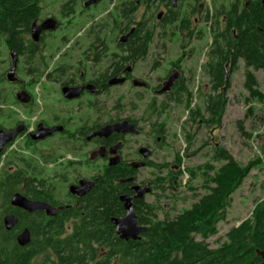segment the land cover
<instances>
[{
	"label": "flooded vegetation",
	"instance_id": "obj_1",
	"mask_svg": "<svg viewBox=\"0 0 264 264\" xmlns=\"http://www.w3.org/2000/svg\"><path fill=\"white\" fill-rule=\"evenodd\" d=\"M213 1L211 7L204 0H51L46 4L49 11L45 10L44 0L39 1L40 15L35 22L39 25L53 18L56 27L42 31L38 41L31 39L30 30L26 39L33 42V47L27 45L23 55L16 54L17 66L19 59L22 61L24 77L16 75L18 80L9 82L3 76L12 84L9 95L16 102L7 104L6 92L0 90V129L16 131L0 149V184L9 176H15L17 181L8 192L0 188L1 254L23 249L34 254L29 264H44L45 252L51 254L49 248H42L46 233L59 232L62 223L61 234H52L53 237L74 234L83 218L91 215L90 210L86 214V209L94 206L93 196L110 172L122 176L117 180L119 196H130L136 221L140 213L146 215L149 211L151 217L157 215L155 201H147L146 196L156 190L157 177H161L156 175H161L165 167L177 169L175 156L166 162L158 160L157 155V150L171 148L173 141L164 118L165 107L173 96L190 93L188 84L194 66L187 63L196 56L193 50L183 51L163 62L149 54L152 42L175 34L187 37V42L201 41L205 36L201 24H205L212 38L211 31L223 29L228 13L239 15L254 3H264L226 0L225 6L220 5V0ZM142 31L149 32V41L141 39ZM212 41L213 38L210 46ZM180 47L186 46L181 43ZM207 52L197 71L206 77L203 66L211 60ZM147 58L148 71L143 66ZM236 69L231 71L225 65V77ZM156 71L160 73L150 76ZM170 76L174 80L169 89L160 92ZM206 86L208 90L209 83ZM64 89H70L68 96ZM20 91L28 95V102L17 100ZM190 115L187 111L186 122H191ZM115 124L119 125L117 131L96 134ZM202 126L199 121L190 130L192 140ZM39 129L40 137H36ZM45 129L52 131L41 135ZM180 169L184 171L185 167L181 165ZM143 171L147 175L140 177ZM88 183L92 186L83 195L71 191L82 184L89 186ZM146 183L150 191L140 200L133 187L143 188ZM16 193L48 205L54 214L46 209L27 211L12 205ZM190 195L188 205L196 199L194 192ZM119 196L120 216L112 217L111 224L112 219L122 218L126 212ZM171 205L163 204L164 217L178 215L180 210ZM169 209L172 214H167ZM8 215L17 219L10 229L4 225ZM104 222L97 221V230L103 236ZM113 228L110 237L114 242L115 237L120 242L132 241L121 239L114 225ZM24 231L29 240L21 246L17 238ZM106 251L99 247L97 256L86 264H99ZM115 263L113 259L110 264Z\"/></svg>",
	"mask_w": 264,
	"mask_h": 264
},
{
	"label": "trees",
	"instance_id": "obj_2",
	"mask_svg": "<svg viewBox=\"0 0 264 264\" xmlns=\"http://www.w3.org/2000/svg\"><path fill=\"white\" fill-rule=\"evenodd\" d=\"M39 1L0 0V36L8 49L17 55H23L27 45H34L26 36L40 15ZM211 33L213 41L207 52L211 60L203 66L209 77V89L201 94V106L190 107V98L184 104V94L173 96L171 100L184 104L183 107L191 114V125L198 126L200 121L206 127H219L228 103L230 85L229 78L225 77V65L233 71L242 61L243 88L248 93L246 103L250 100L264 102V94L259 91L254 74L257 70H264V3H254L239 15L228 13L223 29H215ZM141 39L149 41V32L142 31ZM242 123V120L237 122L238 128L249 137ZM185 141L186 148H190L192 139L189 132ZM207 144L203 142L202 145ZM183 158V154L177 153L173 161L177 169L165 167L161 175H156L161 177H157L155 188L172 193L187 188L196 196L189 207L181 209L175 217L162 219L156 214L151 217L149 211L146 215L137 214L138 224L145 227L140 239L120 242L115 237L114 242L110 237L114 232L110 219L120 216V184L117 180L122 176L110 172L104 177L105 181L100 182L99 192L93 196L94 206L86 209V214L90 210L91 215L83 218L81 227H76L74 234L53 237L52 234H61L62 223L59 232L46 233L42 248H49L51 254L45 252L43 263L86 264L87 260L97 256L98 248L103 247L108 251L99 264H110L113 259L117 264H260L256 250H264V199L254 205L249 217L230 228L223 239L217 240L216 247H210L207 241L217 233L218 223L226 219L232 194L252 170L264 166V157L257 156L246 164H240L224 147L214 146L212 161L185 167L184 171L180 169ZM183 173L188 176L185 182H181ZM14 177L9 176L0 188L8 192L17 182ZM196 180L199 184H195ZM100 219L105 221L104 236L97 230ZM33 255L23 249L0 252V264H29Z\"/></svg>",
	"mask_w": 264,
	"mask_h": 264
},
{
	"label": "rangeland",
	"instance_id": "obj_3",
	"mask_svg": "<svg viewBox=\"0 0 264 264\" xmlns=\"http://www.w3.org/2000/svg\"><path fill=\"white\" fill-rule=\"evenodd\" d=\"M48 2H51V0H44L45 10L47 11L50 10L49 7H46ZM188 2H193V0H188ZM204 2L207 4L206 6L213 7L214 5L213 0H204ZM219 3L220 5H228L226 0H220ZM210 11H213V9ZM200 28L205 31V36L201 41L187 42V37L182 38L180 35L175 34L169 36L166 40L152 42L149 52L152 57L154 56L159 60H163V62H168L181 54V52L183 53V51H194L193 54L196 57L187 63L188 66H194V75H192V79L188 84L190 93L188 96L184 94V104L190 98V107L201 106V94L207 91L206 85L208 84V77L202 75L201 72L197 74V71L200 62L205 60V55L210 48L212 38L205 24H201ZM163 42L164 47H161ZM181 43L186 46L185 49L180 47ZM10 62V52L3 37L0 36V90L2 89L6 92L7 104H14L16 102L15 99L9 95L13 91V86L3 77L10 66ZM149 63V58H147L146 64H143L147 71ZM187 65L185 64V67ZM243 65V62L239 61L237 63L238 68L233 73H228L230 80L227 90L228 103L219 127L216 125H211L210 127L203 125L198 134H196V138L192 140L191 147L188 149L186 148L185 135L193 128H196V125H191L190 122L185 121L187 109L183 105L174 102L167 104L164 118L168 130L173 135V141L170 139L172 141L171 148L165 147L157 150L158 160L170 162L179 153L183 154L184 157L182 166L191 168L212 161L214 146L224 147L233 159L240 164H246L257 156L264 157V102L250 100L249 103H246L245 99L248 97V93L243 88ZM21 70L22 61L19 59L16 69V75L19 78L24 77ZM158 73L160 71L153 72L150 76H155ZM254 74L257 78L259 91L264 94V70H257ZM143 104L144 102H142ZM241 120L243 122V129L249 134V137L243 135L238 128L237 122ZM203 142H207L208 144L203 146ZM146 175V172L143 171L140 177ZM186 177L187 174L183 173L181 182H185ZM195 184H199V181L196 180ZM190 193L191 191L184 187L173 194L168 190L156 189L151 196H146V200L149 202L151 200L155 201L157 216L159 219H162L165 216L162 209L163 204L171 203V206L181 210L189 206L190 201L188 199L191 197ZM262 199H264V166L252 170L242 185L232 194L231 206L227 211L226 219L218 223L217 233L208 241L209 246H215L216 241L223 239L225 233L230 228L239 225L244 219L249 217L254 205ZM159 202L161 206H158ZM166 212L167 214L173 213L170 209Z\"/></svg>",
	"mask_w": 264,
	"mask_h": 264
},
{
	"label": "water",
	"instance_id": "obj_4",
	"mask_svg": "<svg viewBox=\"0 0 264 264\" xmlns=\"http://www.w3.org/2000/svg\"><path fill=\"white\" fill-rule=\"evenodd\" d=\"M91 1H93V0H90V2ZM55 27H56V21L53 18H47L42 23H40L39 25L36 22H34L31 26V39L33 41H38L39 35L42 31H52L55 29ZM10 58H11V65H10V68L6 72L5 77L9 82H16L18 80V78L16 76V67H17L18 58H17V55L14 51L10 53ZM173 80H174V76H170L168 78V80H166L163 83L160 92L167 91ZM113 82H115V81H113ZM69 90L70 89H64V93L67 96L69 95L68 94L70 92ZM16 98L19 102H22V103H26L29 101L28 95L23 91H20L19 93H17ZM118 126L119 125H117V124L105 126L96 134L97 135H108L112 131H117ZM40 131L41 130L39 129L36 137H40L39 136ZM51 131H52L51 129H45L42 132L44 134H41V135L49 134ZM15 133H16V131L12 132V133H8V132H5L2 129H0V149L2 148V146L7 141H9L15 135ZM88 184H89V186L82 184L79 187H74L71 189V191L73 193L83 195L92 186V183H88ZM133 190L136 192L135 197L140 199V200L143 198L144 194H146L150 191V189L148 187V183H146L143 188H141L139 186H135V187H133ZM119 200L123 204V207H124L126 212H125L124 217L114 218L111 220L112 224L115 226V232L119 235V237L121 239L126 240V241H128V240L135 241V240L140 239V236L144 232L145 227L137 224L136 217H135V214L133 211V204L131 203L130 196H128L127 194H121L119 196ZM11 203H12V205L18 206V207L25 209L27 211L46 209L49 214H54V211L48 205H46L44 203H40V202L29 201L28 199H26L25 197H23L22 195H20L18 193L14 194L12 196ZM16 221H17V219L13 215L6 216L4 218V225H5L6 229H10L11 227H13L16 224ZM17 239H18L19 245H21V246L25 245L29 240L28 232L27 231L22 232L18 236ZM256 254L261 259L260 264H264V250L257 249Z\"/></svg>",
	"mask_w": 264,
	"mask_h": 264
}]
</instances>
